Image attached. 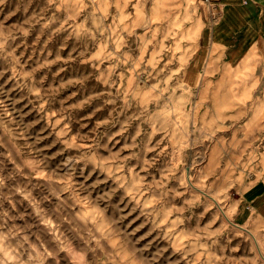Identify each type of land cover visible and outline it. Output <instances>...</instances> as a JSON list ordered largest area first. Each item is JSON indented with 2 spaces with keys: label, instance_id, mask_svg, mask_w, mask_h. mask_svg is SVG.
<instances>
[{
  "label": "rangeland",
  "instance_id": "1",
  "mask_svg": "<svg viewBox=\"0 0 264 264\" xmlns=\"http://www.w3.org/2000/svg\"><path fill=\"white\" fill-rule=\"evenodd\" d=\"M211 3L0 0V264H264V66Z\"/></svg>",
  "mask_w": 264,
  "mask_h": 264
},
{
  "label": "crops",
  "instance_id": "2",
  "mask_svg": "<svg viewBox=\"0 0 264 264\" xmlns=\"http://www.w3.org/2000/svg\"><path fill=\"white\" fill-rule=\"evenodd\" d=\"M211 7L213 21L201 32L203 49L216 50L228 65H241L249 53L264 66V0H212Z\"/></svg>",
  "mask_w": 264,
  "mask_h": 264
},
{
  "label": "bare ground",
  "instance_id": "3",
  "mask_svg": "<svg viewBox=\"0 0 264 264\" xmlns=\"http://www.w3.org/2000/svg\"><path fill=\"white\" fill-rule=\"evenodd\" d=\"M197 26H198V25H197ZM194 27H195V26H194ZM193 29H194V28H193ZM197 29H198V28H197ZM174 47H175V46H174ZM248 55H249V53L245 55V58H246ZM229 63H230V62H229ZM219 206H220V205H219ZM223 214H224V216H225L226 218H228L227 214H225L224 211H223ZM246 215H247V214H246ZM247 231H248V232L250 233V235L252 236V238H253V240H254L255 244L257 245L258 250H259V252H260V240H259L257 234L255 233L254 228H249V229H247Z\"/></svg>",
  "mask_w": 264,
  "mask_h": 264
}]
</instances>
